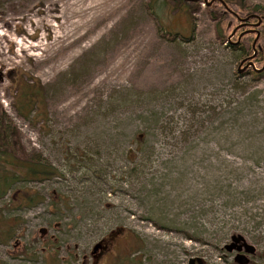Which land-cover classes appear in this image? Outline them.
Wrapping results in <instances>:
<instances>
[{
	"label": "rangeland",
	"instance_id": "rangeland-1",
	"mask_svg": "<svg viewBox=\"0 0 264 264\" xmlns=\"http://www.w3.org/2000/svg\"><path fill=\"white\" fill-rule=\"evenodd\" d=\"M150 1L169 31L194 40L164 38ZM237 24L203 1L0 0L12 140L64 173L25 183L42 202L3 211L18 219L0 264H264V70L245 74L254 69L228 46ZM23 75L43 84L48 123L16 108ZM143 132L149 160L134 170L127 153Z\"/></svg>",
	"mask_w": 264,
	"mask_h": 264
},
{
	"label": "trees",
	"instance_id": "trees-1",
	"mask_svg": "<svg viewBox=\"0 0 264 264\" xmlns=\"http://www.w3.org/2000/svg\"><path fill=\"white\" fill-rule=\"evenodd\" d=\"M236 1L242 8H246V0ZM147 6L150 14L155 19L160 34L164 38L170 41L180 39L183 42L194 40V33L188 36L181 32L169 31L162 23L151 1L147 3ZM252 12L262 14L264 12V5L259 3L254 4L248 11V13ZM228 46L235 50L242 51L244 57L254 53L252 39L249 40L244 38L239 46L232 45L231 43ZM247 72H251L254 75H261L260 72L258 73L251 69L247 70L245 74ZM14 88L15 105L19 112L24 117L35 118L37 122L44 120V123H48L49 114L45 108L44 99L41 98L44 97V86L41 81L23 75L22 77L16 78ZM40 102H42V104H40ZM7 119L10 120L0 103V200L6 197L8 193L12 194L11 207L8 205L0 207V242L3 244H8L15 236L16 227L13 221L18 219L14 218L12 221L9 216L3 214V211L21 210L25 207H33L45 199L41 193L31 192V189L28 188L25 183L30 181L51 180L64 176L63 171L43 156L38 155L37 157H30L26 152H20L16 143L12 140L14 135L13 131H16V128L8 124L6 121ZM139 138H141V141L138 143L137 148L134 150L131 149L127 153L129 162L134 164V170L140 169V165L149 160V157L144 155L146 154V148L151 147V145H149V135L143 132L140 134ZM148 152L151 154V151H147V153ZM140 154L144 156L141 162L138 161ZM21 183L25 185H19Z\"/></svg>",
	"mask_w": 264,
	"mask_h": 264
},
{
	"label": "flooded vegetation",
	"instance_id": "flooded-vegetation-1",
	"mask_svg": "<svg viewBox=\"0 0 264 264\" xmlns=\"http://www.w3.org/2000/svg\"><path fill=\"white\" fill-rule=\"evenodd\" d=\"M178 1L180 3V6L184 7V5H185V7H187V8L189 7L190 9L196 8V6L203 1L204 4L206 5V7H208V8H213V7L217 6V7H221L223 9H225L230 14H232L238 21V24L236 25V28L238 27V29L234 34V36L238 35L237 41H233V39H232L233 42H231L229 40V38L227 41V42H230L232 45L239 46L242 43L243 39L246 38L247 36H250V34H255V37L253 39V42H254V40L257 36V33L255 32V30H259L261 32V35H260V37L256 43L255 48L257 50V54L253 59L256 60L259 58H264V50L260 47V45H258L259 40L261 39L262 36H264V30L261 28L262 24L260 26L255 25L258 22V18H256V17H250L249 19H246L247 17H249L251 15H260L262 18V15L260 13H257V12L256 13L255 12L248 13L247 12L246 14L240 15L239 13H237L234 10V7H232V5H236L237 7L239 6L241 8L240 4H238V2L236 0H178ZM246 31H248V32H246ZM252 48H253V43H252ZM253 50L255 52L254 48H253ZM252 55H254V53ZM252 55L244 57L241 60V62L244 59H247V60L243 64H241V62H240V66L244 65V67H245L246 64L249 63V61H250V59H248V57H250ZM232 250L240 251V249L236 246ZM232 250H230V251H232Z\"/></svg>",
	"mask_w": 264,
	"mask_h": 264
},
{
	"label": "water",
	"instance_id": "water-1",
	"mask_svg": "<svg viewBox=\"0 0 264 264\" xmlns=\"http://www.w3.org/2000/svg\"><path fill=\"white\" fill-rule=\"evenodd\" d=\"M250 17H256V18H258V22L255 24L256 26H260V25L262 24V22H263V19L261 18L260 15H251V16L247 17L246 19H249ZM237 29H238V27L235 28V29L233 30L232 34L229 36V40H230L231 42H233V41H232V37L234 36V34H235V32L237 31ZM246 32H248V31H246ZM255 32L257 33V36H256V38H255V40H254V42H253V48L255 49V52H254V55L248 57V59H250V61H249V63L246 64L245 68L252 67L256 72H261V71L264 70V66H263L261 69H257V68L255 67V64H254L253 60H252V59L256 56V54H257V50H256L255 46H256V43H257V41H258V39H259V37H260V35H261V32H260L259 30H255ZM242 35H243V34H242ZM246 60H247V59H244V60L241 62V64H243ZM238 71L241 73V72L243 71V69L239 68ZM97 247H98V246H97ZM233 248H235V244H234V243L231 244V245H228V246H227V249H228V250H232ZM238 260H239L241 263H247V262H248V260L245 258V256H244V255H241V254L238 255ZM196 261L198 262V264H204L203 259L200 258V257H197V258H191L189 264H195Z\"/></svg>",
	"mask_w": 264,
	"mask_h": 264
}]
</instances>
